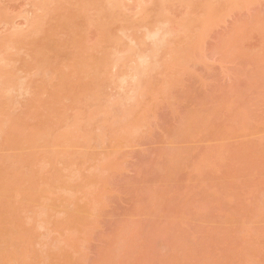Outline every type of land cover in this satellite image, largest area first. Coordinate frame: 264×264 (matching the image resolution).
<instances>
[{
	"label": "rangeland",
	"instance_id": "1",
	"mask_svg": "<svg viewBox=\"0 0 264 264\" xmlns=\"http://www.w3.org/2000/svg\"><path fill=\"white\" fill-rule=\"evenodd\" d=\"M37 1L39 0H0V38L5 39L1 40L0 45L3 43L2 47H4V44L8 45L12 42L7 48L4 47L6 50L0 46V54L5 51L4 57L0 55V68L3 64L7 67H2L0 74H5L8 69L14 72L15 76L14 82L13 80L5 81L6 76L12 74L7 72L6 76L3 74L4 77H1L2 81L0 80L6 84H0L2 85L0 99H3L0 103L6 102L0 109L1 112L7 109L6 114L0 112L2 118L0 119L2 121L0 135L6 134L1 133L4 131L2 128L5 125L8 128L10 123L7 121L9 118L12 120V126L0 142L3 143L0 145V153H5V150L7 153L9 147L13 148L9 146L6 149L11 140L19 144L14 147L18 146L17 149L20 148V150L24 148L19 146L25 143L26 146L29 144L33 148L32 145L35 143L39 142L36 146H40L42 142L44 144V139L48 142L45 143L47 146L42 144L43 150L39 151L35 150L38 147L34 145L36 148L31 149V152L36 151L37 155L33 159L32 156L25 157L27 155L24 152L25 155L20 156L25 157L23 164L19 162L18 167L16 162L13 168L16 172L9 170L10 167L6 165L7 162L10 164L12 162L10 160L16 158H11L16 156L14 153L16 148L9 156L10 158L6 157L9 161L4 158L5 156H0V160L3 158L6 160L5 165L4 161L2 163L4 167H8L7 174L2 176L12 179L15 177V180L20 181V185L25 182V185L20 186L12 180L14 184H17L15 188L17 191L10 190L12 182L8 185L9 187L11 184L7 193H14L11 202L8 200L9 203L3 207L5 214L0 217V224L2 220H6L3 225H0V247L3 249L0 250L5 252L11 248V251L0 256V264H10L9 261L13 262V260V264H264V0H216V2L206 0L210 1L209 3L205 0H197L201 4L196 3L195 0L193 3L191 0L193 4L191 11L188 8L191 4L186 3L188 6L185 5V7L183 0H168V2L167 0H149L151 2L144 0L141 2L143 11H141V5H136L140 4L139 0H109L107 2L95 0L96 2H92L93 5L99 3L102 9V3L106 7L103 8L105 12L103 9L99 12L101 9L98 4L96 6L100 9H98L99 13L88 6L87 9H90L92 14L85 8L86 13L83 12L85 16L81 14V9V13L76 12L79 11V6L83 5L81 2L87 0H66L68 2H64L65 4L60 0L59 2L58 0H41L43 4ZM78 1V5L74 4ZM34 4L38 7L42 5L39 8L42 10L36 8ZM61 4H63L62 7ZM70 4L74 6H69ZM58 5H60L59 8ZM209 5H212V10ZM204 7L208 10H204ZM137 8L140 9L137 11ZM76 9L78 11H75ZM72 12L79 14L72 16L75 19L80 15L84 16V18L76 19L79 21L76 25L80 24L83 28L78 25L77 28L74 25L77 30L73 31L74 28L70 30L72 27L68 28V24L63 23L69 20L66 17H70L68 14ZM103 13L104 16L108 14L106 18ZM34 14L38 19L42 18L39 21L42 20L43 26L36 23L38 20L35 19ZM98 14H101L98 19L103 22L97 19V26L94 18L96 20V17H99ZM159 14H161L160 18ZM210 15L214 16H211V20H209ZM85 18L89 19L86 21ZM203 18H207L208 22L205 19L203 21ZM31 19L35 21L41 32L49 33L48 36L45 35L46 32L42 34L48 38L39 37L41 32L34 29L36 26H33L35 24ZM188 19L190 22L187 21ZM160 21H168V24L171 22L172 30L170 28L169 30L173 35L166 43L167 47L164 45L166 47L164 50V47H159L164 56L159 49L156 50L157 47H151V50L158 51L159 53H156L159 55L156 54L154 57L155 53L151 52L152 54L149 53V55L153 56V59L148 56L151 59L149 60L147 55L150 49L146 47L153 45L144 40L143 30L152 24L155 27L158 22L161 23ZM183 21L189 23L183 26L184 29ZM29 22L33 25L30 26ZM99 22L102 24L100 25ZM176 23L181 25H175ZM64 24L69 31H73L72 34L65 29ZM73 24L75 22L72 24L69 22L70 26ZM197 24L200 26L199 29ZM25 25L28 26L25 27ZM152 26L148 29H152ZM177 26L181 27L179 28L181 32L177 28L174 30ZM79 27L83 31H78ZM109 27H112L111 35L118 36L109 38L108 34L111 33L108 32ZM50 28H55L56 32L53 30L50 34L51 30L48 31ZM185 28L188 31L184 33ZM31 29H34L37 34L32 32V35L22 37L23 40L13 44L20 36L18 32H23L26 36L30 34ZM65 30L72 36L74 32H80L81 37L78 36V39L75 38L76 40L72 41L71 35L67 36ZM14 32L17 34L15 37H13ZM126 34L129 37L132 35L131 38L128 37L130 41ZM106 37L109 41L113 40L119 44L124 40L125 44H121L120 47L118 44L116 50L113 48L112 51L110 47H104L111 45V41L106 45V41L109 42ZM13 38L14 40L10 41ZM67 39L68 42H63ZM131 39H137L131 43L132 46L134 44V47L131 46L132 50L129 46L125 47L126 43L129 45L133 41ZM78 40L81 43L77 44ZM46 42L53 44L50 51L48 48L51 45H47ZM56 42L61 45L57 46ZM74 42L75 44H70ZM65 44H70L71 48L68 45L67 52L62 51L66 53L63 55L60 51ZM138 47L142 49L140 53ZM171 47H175L173 50H176V54L172 52L174 56L170 53ZM128 48L130 52H133L131 54L125 50L131 55L128 54L131 62L127 59V55L124 58L118 53ZM106 49L108 53H113L108 54ZM103 52L110 57L106 64L105 61L102 63L103 59H99L102 55L98 57ZM40 54L42 56L44 54L45 65L47 62L45 58L48 61L51 60L46 67L42 64L43 60L41 62L43 58ZM139 54L140 58L146 57L147 65H153L152 68L155 64L154 58L164 59H155L159 61L156 62L159 65L155 64L156 70L154 67L151 71L150 65V70L147 66L146 70H143L140 65L141 60L138 58L140 61L136 60ZM168 54L171 56L168 57ZM37 56H40V59ZM119 56L121 60L118 59ZM89 57L91 60H88ZM85 58L88 59L85 60ZM87 60L90 62L88 66H81L87 63ZM113 60L117 61L115 68H112ZM72 61L76 64L80 62L74 66L78 68L73 70L71 65L74 62ZM98 62L102 63L100 66H108L105 67L107 72H101L104 66L99 67ZM135 64L140 65L141 70ZM52 65L60 71L53 72ZM63 65L65 68L66 66L70 68L64 69ZM48 67L51 71L47 69ZM82 67L83 70H80ZM96 67L100 68L98 70L102 74L99 75L98 71H95ZM38 69L42 70L41 75ZM46 69L48 75L45 73L43 77ZM74 71L78 72V75L76 73L74 76ZM94 71L96 73H92ZM135 71H139L138 75L141 79L138 77L137 80L133 77L134 75L131 76L135 74ZM66 74L68 77L65 81L63 79ZM97 74L100 81L101 78L104 81L101 87L97 85L99 77H97L98 80L93 78ZM60 75L63 77L59 78ZM105 75L108 81L107 77L105 80ZM91 76L96 79L92 81H98L97 84L90 80ZM7 77L11 79L13 75L10 76L11 78ZM131 79L137 81L134 80V83ZM92 83L96 84L100 90L95 86L96 92L92 93L90 90L94 85ZM138 85L142 87L139 89ZM90 86L92 88L87 89ZM134 86H137V89ZM6 88L10 89L9 95H6L7 98L5 97V90L8 91ZM142 90L143 93L139 94ZM89 92L92 93L91 99L88 97ZM97 92L101 96L103 94L102 101L98 99L100 103L96 99L100 97V95L96 96ZM93 97L96 102L92 100ZM87 98L98 104L94 105V102H90ZM115 103L121 105H118L120 109ZM92 105L98 107L94 108ZM105 106L106 108L115 106L118 112L114 108L115 112H112V109L111 111L107 109L106 112L118 114V117L121 114V118L111 114L108 117L109 115H105L103 111V117L101 113H96L100 110L105 111ZM87 109L89 112L91 109V114ZM93 110L95 113H92ZM123 110L128 113H124ZM86 112L87 114L84 115ZM81 113L85 118H91L94 114V118L88 119L86 124L82 123L83 118L78 119ZM95 114L99 115L95 116ZM2 115H6L7 118ZM124 115H128L124 118L130 117L131 121L124 122L125 120H122ZM113 117L117 119L114 120ZM71 118H75V121L79 120V122L76 121L77 125H80L79 128L75 126L76 122ZM92 119L94 122L91 121ZM89 120L92 124L88 126ZM4 122L8 125L6 123L4 125ZM70 122L74 125L75 131L78 128V133L74 132L77 134H73L72 127L68 128L67 125L72 126ZM80 123L85 124V129ZM111 127H114L113 131ZM89 131L91 134H86ZM114 131L116 134L113 133ZM8 135L14 136H11L13 139ZM26 137L31 138L32 141L28 142ZM8 138L11 140L4 145L3 141ZM35 139L39 140L35 142ZM85 140L87 141L84 143ZM75 141L81 142L76 144ZM53 144L57 146L54 145L52 148ZM26 150L28 148L23 151ZM25 159L31 161L26 162ZM48 162H50L49 165ZM2 164L0 161L1 169ZM13 164L12 162L11 166ZM8 171L13 173V177ZM32 175L33 177L30 178ZM33 182H35L34 185H32ZM45 205H50L51 209L47 206L50 210L48 208L44 210ZM37 210L39 213H36ZM43 211L49 213L50 220L46 218L48 215H40ZM62 213L64 215H61ZM0 216H2L1 213ZM29 216H33L32 220ZM63 217H67L65 222ZM44 219L47 220L46 223L43 222ZM22 235L25 237L19 238ZM16 239L19 245L14 241ZM14 244L18 247L17 253H15L16 247H12ZM46 244L49 247H45ZM3 247L8 248L4 250ZM45 251L47 252L42 255ZM6 254L9 260L5 258Z\"/></svg>",
	"mask_w": 264,
	"mask_h": 264
},
{
	"label": "bare ground",
	"instance_id": "2",
	"mask_svg": "<svg viewBox=\"0 0 264 264\" xmlns=\"http://www.w3.org/2000/svg\"><path fill=\"white\" fill-rule=\"evenodd\" d=\"M40 1H41V0H39V1H37V2H39V4H40V3L43 4V2H40ZM60 1H61L63 4H65L64 2H66V0H65V1H64V0H63V1L60 0ZM68 1H69V0H68ZM68 1H67V2H68ZM72 1H73V0H72ZM103 1H104V0H103ZM103 1H102V0H98V2H103ZM107 1H109V0H106V2H107ZM110 1H113V0H110ZM118 1H119V0H118ZM136 1H137V0H136ZM136 1H135V2H136ZM148 1H149V0H148ZM158 1H161V0H158ZM172 1H174V0H172ZM189 1H190V3H189ZM195 1H197V0H195ZM195 1L193 0V3H195ZM199 1H200V0H199ZM205 1H206V0H205ZM205 1L203 2L204 5H205ZM213 1H214V0H213ZM37 2H36V3H37ZM58 2H59V0H58ZM61 2H60V3H61ZM67 2H66V3H67ZM84 2H86V3L88 2V4L86 5V3H84ZM84 2H81L83 5H80V6H79V9H78L79 11H78L77 9L75 10V11H78V12H76V13H79V12L81 13V11H82L81 14H83V12L85 11V8H86L87 11H89V13L92 12V11H90V9H91V10H92V9H93V10H97L96 13L98 12V9L100 8V4L97 3V4H94V5H93V3L96 2L95 0H94V1H90V2L87 0V1H84ZM92 2H93V3H92ZM141 2H144V0H143V1L139 0V3H140V4H136V5H141V4H143V3H141ZM146 2H147V0H146ZM146 2H145V3H146ZM149 2H151V1H149ZM155 2H156V1H155ZM166 2H168V0H167ZM178 2H179V1H178ZM180 2H181V1H180ZM206 2H207V1H206ZM209 2H210V1H209ZM209 2H207V3H209ZM215 2H216V0H215ZM60 3H58V4H60ZM71 3H72V2H71ZM81 3H80V4H81ZM91 3H92V4H91ZM117 3H118V2H117ZM172 3H173V2H172ZM175 3H176V2H175ZM182 3H183V4L185 3V4H184V6H185V5H187L186 3H188V5L191 4L192 1H191V0H183ZM196 3H200V2L197 1ZM211 3H212V2H211ZM213 3H214V2H213ZM37 4H38V3H37ZM45 4H46V1H45ZM63 4H61V7H62ZM72 4H73V3H72ZM72 4H70L69 6H71ZM74 4L78 5V4H79V1H78L77 3H74ZM84 4H85L87 7H86ZM89 4H91V5H89ZM98 4H99V5H98ZM106 4H107V3H106ZM108 4H109V3H108ZM178 4H179V3H178ZM183 4H181V5H183ZM200 4H201V3H200ZM203 4H202V5H203ZM231 4H232V3H231ZM231 4H230V5H231ZM34 5H35V4H34ZM34 5H33V6H34ZM76 5H75V6H76ZM92 5H93V7H92ZM96 5H98L99 8H97ZM104 5H105V4H104ZM118 5H120V4L118 3ZM123 5H124V4H123ZM188 5H187V6H188ZM192 5H193V4H191V6H188L189 10H190V8L192 7ZM195 5L198 7L197 4H195ZM195 5H194V8H195ZM212 5H213V4H212ZM212 5H211V6H212ZM35 6H36V8L38 7V5H35ZM41 6H42V5H41ZM41 6H39L38 9L41 8ZM45 6H46V5H45ZM59 6H60V5H58L57 7L59 8ZM72 6H74V5H72ZM82 6H83V7H82ZM88 6L90 7V9H87V8H89ZM101 6H102V9H103V8H106V7H104V6L102 5V3H101ZM105 6H106V5H105ZM111 6H112V4H111ZM153 6H154V5H153ZM206 6H208V4H206ZM209 6H210V5H209ZM211 6L209 7L210 9H211ZM231 6H233V5H231ZM231 6H230V7H231ZM139 7H140V6H139ZM142 7H143V5H141V11H143V10H142ZM185 7H186V6H185ZM230 7H229V8H230ZM42 8H43V7H42ZM69 8H71V7H69ZM82 8H84V9L82 10ZM96 8H97V9H96ZM110 8H111V7H110ZM114 8H115V6H114ZM114 8H112V10H113ZM116 8H118V7L116 6ZM119 8H120V7H119ZM119 8H118V9H119ZM157 8H158V7H157ZM192 8H193V7H192ZM200 8H202V7H200ZM80 9H81V11H80ZM100 9H101V8H100ZM100 9H99V10H100ZM102 9H101L99 12H101ZM122 9H124V8L122 7ZM138 9H140V8H137V11H138ZM203 9L206 10L207 7H206V9H205V7H204ZM39 10H42V9H39ZM107 10H108V9H107ZM109 10H110V9H109ZM154 10H155V9H154ZM193 10H194V9H192V11H193ZM204 10H203V11H204ZM207 10H208V9H207ZM211 10H212V9H211ZM211 10H210V11H211ZM46 11H47V13H48V10H46ZM49 11H50V10H49ZM114 11H115V10H114ZM116 11H117V10H116ZM116 11H115V12H116ZM161 11H163V9H162ZM161 11H160V12H161ZM190 11H191V10H190ZM195 11H196V10H195ZM210 11H209L208 13H210ZM213 11H214V10H213ZM213 11H212V13H213ZM99 12H98V13H99ZM103 12H105L104 9H103ZM139 12H140V11H139ZM146 12H147V11H146ZM204 12H205V11H204ZM206 12H207V11H206ZM42 13H43V12H42ZM85 13H86V11H85ZM85 13H84V14H85ZM94 13H95V11H94ZM120 13H121V12H120ZM120 13H119V14H120ZM43 14H44V13H43ZM43 14H42V15H43ZM71 14H72V15H71ZM84 14H83V15H84ZM90 14H92V13H90ZM106 14H107V13H106ZM137 14H138V12H137ZM142 14H143V13H142ZM68 15H70V17H72V16H76L77 14H75L74 12H72V13H70V14H68ZM78 15H79V14H78ZM78 15H77V16H78ZM96 15H97V14H96ZM96 15H95V16H96ZM98 15H99V14H98ZM100 15H101V14H100ZM100 15H99V17H96V20H95V18H94V22L96 21V24H97V22H98L97 19L100 18ZM107 15H108V14H107ZM107 15H105V16H107ZM111 15H112V14H111ZM160 15H161V14H159V18H160ZM162 15H163V14H162ZM206 15H208V14L206 13ZM34 16L36 17L37 15L34 14ZM84 16H85V15H84ZM84 16L80 15L79 18L77 17L76 19H80V17L84 18ZM103 16H104V13H103ZM105 16H104V18H106ZM156 16H157V15H156ZM163 16H164V15H163ZM166 16H167V15H166ZM201 16H203V15H201ZM204 16H205V13H204ZM208 16H209V15H208ZM211 16L214 17L213 15H210V19H209V20H211V18H212ZM32 17H33V16H32ZM70 17L67 16L66 18H69V20L74 21L75 24H73V25L70 26V25H69V22H70L71 24L74 23V22L69 21L68 19H67V21H65V22H63V23L68 24V28H71V27H72L70 30H72V29L74 28L73 31H74V30L76 31V30H77L76 27H77V28H78V26L81 27V25H80V24H77V25H78V26H77V25H76V22L79 23V21H77L74 17H72V18H70ZM86 17H88V16H86ZM89 17H90V16H89ZM91 17H92V16H91ZM93 17H94V16H93ZM114 17L116 18L115 15H114ZM121 17H122V16H121ZM139 17H140V16H139ZM3 18H4V17H3ZM64 18H65V17H64ZM73 18H74V19H73ZM108 18H109V17H108ZM159 18H157V19H159ZM167 18H168V17H167ZM33 19H34V18H33ZM35 19L38 20V21L36 22L37 24H38V23H39V24H42V22H41L42 20L39 21V19H42V18H39V19H38V18L36 17ZM35 19H34V20H35ZM44 19H45V17H44ZM87 19H89V18H85L86 21H87ZM92 19H93V18H92ZM110 19H111V18H110ZM165 19H166V18H165ZM171 19H172V18H171ZM204 19H205V21L208 22V20H206L207 18H203V21H204ZM25 20H26V19H25ZM31 20H32V19H31ZM61 20L63 21L64 19H61ZM75 20H76V21H75ZM98 20H99V19H98ZM100 20H101V19H100ZM100 20H99V21H100ZM147 20H148V19H147ZM166 20H167V19H166ZM172 20H173V19H172ZM191 20H193V19H191ZM198 20L200 21V19H198ZM201 20H202V18H201ZM35 21H36V20H35ZM35 21L33 22V20H32V23L35 24V25L31 24V22H29V23L31 24V25H30V24H29V25H30V26H32V25H33V26H36L35 28H34V27H31V28H34L36 31L38 30L39 32H41V29L39 30V28H37L38 25L35 23ZM105 21H106V20H105ZM113 21H114V20H113ZM125 21H126V20H125ZM128 21H129V20H128ZM141 21H142V20H141ZM145 21H146V20H145ZM156 21H157V20H156ZM156 21H155V22H156ZM158 21H159V20H158ZM187 21H189V19H188ZM203 21H202V22H203ZM67 22H68V23H67ZM100 22H103V21H100ZM100 22H99V23H100ZM109 22L111 23L112 21H109ZM143 22H144V21H143ZM160 22H162V21H160ZM163 22H164V21H163ZM167 22H168V21H167ZM189 22H190V21H189ZM193 22H194V21H193ZM202 22H201V23H202ZM207 22H206V23H207ZM129 23H131V22H129ZM150 23H151V22H150ZM158 23H159V22H158ZM173 23H174V22H173ZM173 23H172V24H173ZM187 23H188V22H187ZM187 23H186V21H183V22H182V24H183V25H182V28H183V29H184V27H185L184 25H186ZM199 23H200V22H199ZM204 23H205V22H204ZM206 23H205V24H206ZM43 24H44V23H43ZM43 24L40 25V26H43ZM96 24H95V25H96ZM101 24H102V23H100V25H101ZM105 24H106V23H105ZM107 24H108V23H107ZM188 24H189V23H188ZM210 24H211V23H210ZM64 25H65V24H64ZM74 25H75L76 27H75ZM90 25H91V24H90ZM108 25H109V24H108ZM111 25H112V24H111ZM113 25H114V24H113ZM122 25H124V24H122ZM122 25H121L120 27H122ZM152 25H153V24H152ZM152 25H149V27H151ZM155 25H156V24H155ZM169 25H171V22H169ZM175 25H179V23H176ZM180 25H181V23H180ZM180 25H179V26H180ZM26 26H28V25H25V27H26ZM40 26H39V27H40ZM69 26H70V27H69ZM97 26H98V24H97ZM109 26H110V25H109ZM179 26L175 27L174 30H176V28H177L178 31H179V28L181 29V27H179ZM183 26H184V27H183ZM187 26H188V25H187ZM65 27H66V25H65ZM80 27H79V28H80ZM100 27H101V26H100ZM100 27H99V28H100ZM144 27H145V26H144ZM149 27H148V28H149ZM153 27H154V25L152 26V28H153ZM172 27H173V25H172ZM195 27H196V26H195ZM199 27H200V26H198V24H197V28H198V29H199ZM27 28H28V27H27ZM36 28H37V29H36ZM40 28H42V27H40ZM68 28L66 27L65 29H66L69 33L73 32V31H69ZM81 28H83V27H81ZM81 28L78 29V31L81 30ZM106 28H107V27H106ZM110 28H112V27H109V31H108V32H111ZM124 28H125V27H124ZM25 29H26V28H25ZM25 29H24V30H25ZM34 29H33V30H32V29L29 30V31H30V34L28 33V34H26V36L23 34V32H22V33L18 32V34H19L20 36H18V37L16 38L17 40L14 41V42H16V43H13V44H17V43H19V42L21 41V39L23 40V38H24V37L26 38L27 35H32L31 33L34 32ZM100 29H101V28H100ZM104 29H105V28H104ZM127 29H128V28H127ZM134 29H135V27H134ZM170 29H171V28H170ZM191 29H192V28H191ZM42 30H43V29H42ZM50 30H51V32H50V34H51L53 30L55 31V28H52V29L50 28V29H48V31H50ZM66 30H65V32L67 33ZM105 30H106V29H105ZM119 30H121V28H120ZM138 30H139V29H138ZM138 30H137V31H138ZM171 30H172V29H171ZM171 30H170V31H171ZM26 31L28 32V30H26ZM36 31H35L34 33H36ZM81 31H83V29H82ZM101 31H102V30H101ZM124 31H125V30H124ZM185 31H188V30H186V28H185L184 33H185ZM189 31H190V30H189ZM196 31H197V30H196ZM45 32H46V31L41 32V34L39 33V34H40L39 37H40V36H42V37H44V38L47 37L49 33L46 32L47 34H45ZM55 32H56V31H55ZM65 32H64V34H65ZM102 32H104V31H102ZM105 32H106V31H105ZM118 32H119V31H118ZM121 32H122V31H121ZM131 32H132V31H131ZM171 32H172V31H171ZM179 32H181V30H180ZM179 32H178V33H179ZM190 32H192V31H190ZM198 32H199V31H198ZM198 32H196V33H198ZM43 33H44L45 35H47V36L42 35ZM53 33H54V32H53ZM69 33H67L66 35L68 36V35H71V34H72V33H71V34H69ZM74 33H75V32H74ZM74 33H73L74 36H72V35L70 36V37H71L70 40H72V41H73L75 38H77L78 36H80V35H79L80 32H79V33H78V32L75 33L76 35H75ZM82 33H83V32H82ZM126 33H127V31H126ZM139 33H140V32H139ZM175 33L177 34V32H175ZM182 33H183V30H182ZM15 34H16V32H14L13 37H15ZM22 34H23V35H22ZM36 34H37V33H36ZM77 34H78V35H77ZM111 34H113V33L111 32V33L108 34V36H110L109 38H112L114 35H116V34H114V35L112 36ZM122 34H124V33H122ZM127 34H128V33H127ZM127 34H126V36H127ZM16 35H17V34H16ZM21 35H22V36H21ZM134 35H135V34H134ZM134 35H133V36H134ZM136 35H137V34H136ZM177 35L180 36V34H177ZM177 35H176L175 37H177ZM106 36H107V35H106ZM116 36H118V35H116ZM138 36H139V35H138ZM138 36H137V37H138ZM5 37H6V36H5ZM19 37H21V38H19ZM22 37H23V38H22ZM32 37H33V36H32ZM34 37H36V36H34ZM37 37H38V36H37ZM50 37H51V36H50ZM50 37H49V38H50ZM70 37H69V38H70ZM72 37H73V39H72ZM80 37H81V36H80ZM114 37H115V36H114ZM128 37H129V36H127V39L130 41L129 38H131L132 35H131V37H129V38H128ZM135 37H136V36H135ZM137 37H136V38H137ZM175 37H173V38H175ZM40 38H41V37H40ZM40 38H39V39H40ZM47 38H48V37H47ZM47 38H46V39H47ZM78 38H79V37H78ZM78 38H77V39H78ZM106 38L108 39V37H106ZM106 38H105V39H106ZM116 38H117V37H116ZM138 38H140V37H138ZM141 38H142V37H141ZM7 39H8V38H7ZM18 39H19V40H18ZM41 39H42V38H41ZM107 39H106V40H107ZM1 40H5V39H2V37H1V38H0V43H1ZM11 40H14V38H13V39H10V41H11ZM50 40H51V38H50ZM75 40H76V39H75ZM80 40H81V39H80ZM106 40H105V41H106ZM128 40H126V41L129 42ZM132 40H133V39H131V41H132ZM135 40H137V39H135ZM135 40H133L132 42H130L129 45H128V43H126L127 46H125V47L127 48V47L129 46V47L131 48V46H132L131 43H134ZM140 40H141V39H140ZM169 40H171V39H169ZM172 40H173V39H172ZM68 41H69V40L67 39V41L65 40V41H63V42L66 43V42H68ZM103 41H104V39H103ZM108 41H109V39H108ZM110 41H111V40H110ZM110 41H109V42L106 41V45H108V44L110 43ZM182 41H183V40H182ZM182 41H181V42H182ZM3 42L6 43L5 41H3ZM7 42H9V41H7ZM63 42H62V44H63ZM79 42H80V41L78 40L76 43L78 44ZM113 42H114V41L112 40L110 46L108 45V46H104V47H108V48L110 47L111 50L113 51V48L115 49L116 46L119 44V43H117L116 41H115L116 44H115V42H114V43H113ZM118 42H120V40H118ZM124 42H125L124 40H123V42L121 41V43L119 44L118 47H120V45L123 44ZM138 42H139V41H138ZM144 42H145V41H144ZM169 42H170V41H169ZM171 42H172V41H171ZM11 43H12V42L8 43V45H7V44H4V47L6 46V48H7V46H9ZM46 43H47V42H46ZM50 43H51V42H50ZM50 43H47V45L50 44ZM52 43H54V41H52ZM57 43H58V42L55 43L57 46H58V45H61L60 43H59V44H57ZM80 43H81V42H80ZM112 43H113V44H112ZM145 43H146V42H145ZM173 43H175V41H173ZM177 43H178V42H177ZM183 43H184V42H183ZM55 44H54V46H56ZM70 44L73 45V44H75V42H74V43H70ZM70 44H68L69 47L71 46ZM114 44H115V45H114ZM124 44H125V43H124ZM136 44H137V43H136ZM168 44H169V43H168ZM171 44H172V43H171ZM181 44H182V43H181ZM181 44H180V45H181ZM50 45H51V47L49 46V48H48L49 51H50V48H52L53 44H50ZM65 45H66V44H65ZM65 45L62 46V50L60 51L61 53H62V51H65V50H66L65 52H67V48H69L68 45H66V46H65ZM102 45H103V44H102ZM139 45H141V44H139ZM139 45H138V46H139ZM142 45H143V44H142ZM148 45H149V44H148ZM174 45H175V44H174ZM178 45H179V44H178ZM180 45H179V46H180ZM187 45L189 46V44H187ZM187 45H186V46H187ZM0 46L2 47V46H3V43H2V45H0ZM12 46H13V45H12ZM114 46H115V47H114ZM135 46H136V45H135ZM143 46H144V45H143ZM143 46H142V47H143ZM145 46H146V45H145ZM165 46L167 47V44H166ZM165 46H163L164 48H163V47H160V48H163V50H164V49L166 48ZM188 46H187V47H188ZM1 47H0V48H1ZM4 47H2V49H5V50H6V48H4ZM44 47H45V46H44ZM64 47H65V48H64ZM132 47H134V44H133ZM136 47H137V46H136ZM149 47H150V48H149ZM149 47H146V48L150 49V51L148 52L147 58H148L149 60H151V59H153V58H152L153 56H154V57L156 56V54H157L156 52H158V51L155 52L154 49H152V50H154V51L151 50V47H154V46H149ZM70 48H71V47H70ZM130 48H128V49H123L122 52H124V53H122V52H118V53L121 54V57L124 56V58H125L126 55H127V56H128L127 59H128V58H129V55H130L129 52H130V50H132V48H131V49H130ZM146 48H144V50H146ZM160 48L157 47L156 50L159 49V51H160ZM173 48H175V47H173ZM173 48L171 47L172 50H171V52H170V51H169V52L171 53V55L174 56V54H172V52L174 51ZM185 48H186V47H185ZM185 48H184V49H185ZM9 49H10V48H9ZM9 49H8V50H9ZM129 49H130V50H129ZM138 49H139V47H138ZM138 49H137V50H138ZM140 49H141V48H140ZM140 49L138 50V52L140 51ZM176 49H177V47H176ZM46 50H47V48H46ZM75 50H76V49H75ZM111 50L109 49V51H111ZM115 50H116V49H115ZM120 50H121V49H120ZM125 50H127V51H129V52L127 53ZM141 50H142V49H141ZM166 50H169V49H166ZM177 51H178V50H177ZM65 52L62 53V54H63V55H66ZM78 52H79V51H78ZM106 52L108 53V49H106ZM106 52H105V53H106ZM125 52H126L127 54H125ZM134 52H136V51L134 50ZM151 52H154L155 55L150 56L149 53H151ZM160 52H161V51H160ZM165 52H166V51H165ZM3 53H5V51H4ZM3 53H1L2 56H3ZM51 53H52V52H51ZM107 53H106V54H107ZM112 53H113V52H112ZM112 53H111V54H112ZM130 53L132 54L133 52H130ZM139 53H140V52H139ZM143 53H144V52L142 51L141 54L143 55ZM145 53H146V52H145ZM154 53H153V54H154ZM158 53H159V52H158ZM161 53L163 54V52H161ZM170 53H169V54H170ZM174 53L176 54V50L174 51ZM1 54H0V55H1ZM58 54L60 55V53H58ZM108 54H110V53H108ZM111 54H110V55H111ZM114 54H116V53H114ZM123 54H125V55H123ZM128 54H129V55H128ZM135 54H137V52H136ZM146 54H147V53H146ZM151 54H152V53H151ZM162 54H161V55H162ZM169 54H168V57L171 56V55L169 56ZM6 55H7V51H6ZM63 55H62V57H63ZM67 55H68V53H67ZM101 55H102V57H101ZM103 55H104V56H103ZM118 55H119V54H118ZM157 55H159V54H157ZM161 55H160V56H161ZM165 55H166V53H165ZM2 56H1V57H2ZM40 56H42V55L40 54ZM40 56H37V58H39ZM113 56H114V55H113ZM130 56H131V55H130ZM134 56H135V55H134ZM140 56H141L140 54L137 55V57H136L137 62H139V61L141 60V58H144L143 56L140 58ZM148 56H149L151 59H150ZM162 56H164V54H163ZM3 57H4V56H3ZM49 57H50V56H49ZM49 57H48V58H49ZM98 57H101V58H99V59H103V60H101V61H102V63H104L103 61H105V64H106L107 62H109V60H110V59H108V58H110V57H109V56H106V55L104 54V52H103L102 54H100ZM104 57H105V58H104ZM111 57H112V56H111ZM116 57H117V56H116ZM121 57L119 56L118 59L121 60V59H122ZM37 58H36L35 60L38 62ZM41 58H43V59H41V62H42V60H43V63H42V64L45 65V63H44V62H45V61H44V54H43V56H42ZM124 58H123V59H124ZM134 58H135V57H134ZM137 58L140 59V60H138ZM145 58H146V57H145ZM159 58L161 59L162 57L154 58L155 64H158V63H156V62L159 60ZM184 58H185V57H184ZM5 59H6V58H5ZM39 59H40V58H39ZM45 59H46V61H47V62H46V65H47V64L49 65V63H51V62H49V61H51V60L48 61L47 58H45ZM86 59H88V58H85V60H86ZM96 59H97V58H96ZM99 59H98V60H99ZM106 59H107V60H106ZM112 59H113V57H112ZM112 59H111V60H112ZM155 59H158V60H155ZM162 59H164V58H162ZM62 60H63V58H62ZM66 60H68V58H67ZM69 60H70V59H69ZM85 60H82V61L84 62ZM88 60H91L90 57H89ZM88 60L86 61L87 63H84V64H82L81 66H83V65H85V67L88 66V64L90 63ZM120 60H119V61H120ZM128 60H129V59H128ZM128 60H127V61H128ZM130 60H131V58H130ZM130 60H129V61H130ZM181 60H182V59H181ZM183 60H184V59H183ZM0 61H1V59H0ZM4 61H5V60H4ZM36 61H35V62H36ZM64 61H65V60H64ZM96 61H97V60H96ZM96 61L92 64L93 66H95L94 64L96 63ZM99 61H100V60H99ZM119 61H118V62H119ZM132 61H134V59H133ZM161 61H162V60H161ZM178 61H179V60H178ZM41 62H40V63H41ZM48 62H49V63H48ZM65 62H66V61H65ZM72 62H74V64L71 65V67L73 68V70L76 69V68H78V67H75V68H74V66H75L76 63H75V61H72ZM72 62H71V63H72ZM112 62H114V67H112V68H115V65H116L115 63H116L117 61H114V60H113ZM123 62L125 63V60H123ZM130 62H131V61H130ZM158 62H159V61H158ZM179 62H180V61H179ZM179 62H178V64H179ZM79 63H80V62H79ZM79 63H78V64H79ZM91 63H92V61H91ZM98 63H99V65H98V64H97V65H98L99 67H103V66H104V65L100 66V64H102L101 62H98ZM120 63H121V61H120ZM181 63H182V62H181ZM5 64H6V63H5ZM68 64H70V63H68ZM68 64H67V65H68ZM78 64H76V65H78ZM86 64H87V65H86ZM108 64H109V63H108ZM118 64H119V63H118ZM121 64L124 65L123 63H121ZM121 64H120L119 66H121ZM138 64H139V63H138ZM138 64H135L136 67L138 66V67H137L138 69L141 70V68H143V70H146V67H142V66H141V68H140V65H141V64H140V65H138ZM151 64H152V63H151ZM155 64H154V67H155V68H154V67H153V68L156 70V65H155ZM0 65H1V64H0ZM39 65H40V64H39ZM43 65H41V66L43 67ZM46 65H45V67H46ZM65 65H66V64H65ZM126 65H127V62H126ZM149 65H150V64H149ZM149 65H147L148 70H150V69L152 68V66H153V65H150V66H151V67H150ZM158 65H159V64H158ZM181 65H182V64H181ZM7 66H8V65H7ZM116 66H117V65H116ZM127 66H128V65H127ZM127 66H126V67H127ZM131 66H132V65H131ZM135 66H134V68L137 69ZM2 67H3V68H7V67H5L4 64H3ZM2 67H1V68H2ZM12 67H13V66H12ZM52 67H54V66L52 65ZM52 67L50 66L51 69H52ZM62 67H64V65H63ZM62 67H61V68H62ZM83 67H84V66H83ZM83 67H82L80 70H83ZM91 67H92V66H90L89 68L91 69ZM99 67H98V68H97V67L95 68V71H98L97 73H98L99 75L102 74L103 72H107L106 69H105L106 65L104 66V70L101 71L102 73L99 72V71H100V70H98V69H100ZM107 67H108V66H107ZM107 67H106V68H107ZM149 67H150V69H149ZM158 67H159V66H158ZM160 67H161V66H160ZM1 68H0V69H1ZM39 68H40V67H39ZM43 68H44V67H43ZM68 68H70V67H67V66H66V68L64 67V69H67V70H68ZM72 68H71V69H72ZM119 68H120V67H119ZM127 68H128V67H127ZM127 68H126V69H127ZM144 68H145V69H144ZM153 68H152V69H153ZM47 69L51 71V69H49V67H48ZM47 69H46V71L44 72V74H43L44 76H43V77H45V75L48 73ZM53 69H54V70H53ZM53 69H52L53 72H54V71H60V70H57L55 67H54ZM62 69H63V68H62ZM96 69H97V70H96ZM102 69H103V68H102ZM131 69H132V68H131ZM135 69H133V70H135ZM152 69H151V71H152ZM159 69H160V68H159ZM3 70H4V72H6L5 69H3ZM11 70H12V69H11ZM38 70H39V69H38ZM43 70H44V69H43ZM91 70H92V69H91ZM117 70H118V69H117ZM148 70H147V71H148ZM155 70H154V71H155ZM157 70H158V69H157ZM0 71H2V70H0ZM18 71H19V70H18ZM84 71H85V70H84ZM89 71H90V70H89ZM89 71H87V73H88ZM95 71L92 72V73H96ZM147 71H146V73H148ZM151 71H150V72H151ZM7 72H11V73H12V71H9L8 69H7ZM7 72H6L5 74H8ZM39 72H40L39 74L41 75L42 70H39ZM74 72H75V71H74ZM78 72H79V70H78ZM78 72H75V73H74V76H76V75H75L76 73H77V75H78ZM125 72H126V71H125ZM129 72H130V71H129ZM150 72H149V73H150ZM156 72H157V71H156ZM45 73H46V74H45ZM51 73H52V72H51ZM89 73H90V72H89ZM111 73H112V72H111ZM123 73H124V72H123ZM131 73H133V72L131 71ZM138 73H139V71H137V72L135 71V74H131V76L134 75L133 77L137 79V78L139 77ZM153 73H155V72H153ZM3 74H4V73H2V75H3ZM5 74H4V75H5ZM36 74H38V72H37ZM72 74H73V72H72ZM98 74L95 75L96 77H93V78H96V79L98 80V78H97V77H99ZM2 75L0 74V80H1V81H2L1 77H2V78L4 77V75H3V76H2ZM12 75H13V77H12L13 79L10 77V76H12ZM40 75H38V76H40ZM47 75H48V74H47ZM69 75L71 76V74H69ZM106 75H107V74H106ZM106 75H105V80H106V77H107ZM141 75H142V74H141ZM141 75H140V76H141ZM5 76H6V75H5ZM7 76H9V78H11V79H8ZM7 76H6L7 79L5 78V81H7V80H11V81H9V82H12V80H13V82H14V78H15V76H14V72H13L11 75L8 74ZM70 76H69V78H70ZM74 76H72V78H73ZM86 76H88V75H86ZM125 76H126V75H125ZM143 76H145L144 73H143ZM143 76H142V77H143ZM149 76H150V74H149ZM60 77H63V75H60L59 78H60ZM67 77H68V76H67V74H66V77H65V79H63V80L66 81V78H67ZM101 77H102V75H101ZM147 77H148V75H147ZM41 78H42V77H41ZM46 78H47V76H46ZM46 78H44V79H46ZM91 78H92V76H91ZM93 78L90 79V80H91V81H92V80L95 81L96 79H93ZM139 78H140V77H139ZM139 78H138V79H139ZM144 78H146V77H144ZM48 79H49V78H48ZM48 79H47V80H48ZM78 79H79V80H82L81 78H78ZM103 79H104V78H103ZM113 79H114V78H113ZM138 79H137V80H138ZM140 79H141V78H140ZM3 80H4V79H3ZM15 80H16V79H15ZM18 80H19V79H18ZM68 80H69V79H68ZM74 80H75V78H74ZM121 80H122V79H120V81H121ZM126 80H127V79H126ZM134 80H135V79H131V81H133V82H134ZM137 80H135V81H137ZM23 81H24V80H23ZM43 81H44V80H43ZM45 81H46V80H45ZM61 81H62V80H60L61 87H63L64 85L62 86L63 83H62ZM72 81H73V80H72ZM76 81H78V80L76 79ZM76 81H75V82H76ZM94 81H92V82H94ZM98 81H99V84H97ZM98 81H97V82H94V83H96L98 86L101 87V85H102L101 83H103L104 81H103L102 78H101V81H102V82H101V81H100V77H99V80H98ZM107 81H108V77H107ZM120 81H119V82H120ZM140 81H141V80H140ZM140 81H139V83H140ZM142 81H143V80H142ZM142 81H141V82H142ZM78 82H79V81H78ZM82 82H83V81H81V83H82ZM105 82H106V81H105ZM1 83H2V82H0V84H1ZM19 83H21V82H19ZM94 83H92V84H94ZM134 83H135V82H134ZM2 84H3V85H6L5 82H3ZM17 84H18V83H17ZM23 84H24V83H23ZM25 84H26V83H25ZM64 84H65V83H64ZM92 84H91V86H92ZM96 84H94V85L92 86L93 88L90 86V87L87 88V89L92 88V89H90V90H92V93H95L96 91H95L94 88H95V86L97 87ZM9 85H10V84H9ZM15 85H16V84H15ZM118 85H119V84H118ZM141 85H142V84H141ZM1 86H2V85H0V87H1ZM28 86H29V85H28ZM138 86H140V85H138ZM142 86H143V85H142ZM142 86H140L139 89H140ZM9 87H11V85H10ZM14 87H15V86H14ZM14 87H13V89H14ZM24 87H25V86H24ZM24 87H23V88H24ZM123 87H124V86H123ZM134 87H135V86H134ZM136 87H137V86H136ZM136 87H135V89H137ZM20 88H21V87H19V89H20ZM97 88H98V87H97ZM6 89H7V88H6ZM11 89H12V88H11ZM13 89H12V90H13ZM98 89H99V88H98ZM98 89H96V90H98ZM133 89H134V88H133ZM139 89H138V90H139ZM142 89H145V88H142ZM2 90H3V89H2ZM7 90H8V89H7ZM9 90H10V89H9ZM9 90H8L7 92H6V90H5V93H6V94H5V97H6V95H9V92H10ZM25 90H26V88H25ZM99 90H100V89H99ZM22 91H23V90H22ZM87 91H88V90H87ZM93 91H95V92H93ZM132 91H133V90H132ZM67 92H68V91H67ZM98 92H99V91H98ZM98 92H97V95L94 94L93 96L95 97V95H96V96L98 97V95H100V94H98ZM139 92H140V91H139ZM144 92H145V90H144ZM86 93H87V92H86ZM92 93L89 92V96L87 95L90 99H91L90 95L92 96ZM132 93H133V92H132ZM142 93H143V90H142V92L139 93V94H142ZM57 94H58V93H57ZM137 94H138V93H137ZM134 95H135V94H134ZM0 96H2L1 93H0ZM3 96H4V95H3ZM87 96H86V97H87ZM138 96H139V95H138ZM55 97H56V96H55ZM58 97H59V96H58ZM94 97H93L92 100H94ZM132 97H133V96H132ZM0 98H1V97H0ZM2 98H4V97H2ZM6 98H7V97H6ZM53 98H54V97H53ZM89 98H87V99L89 100ZM95 98H96V97H95ZM99 98H100V99H99ZM101 98H103V94H102V96L100 95V97L96 98V99H97V102H98V99H99L100 101H102ZM118 98H119V97H118ZM122 98H123V96H122ZM130 98H131V97H130ZM139 98H140V96H139ZM96 99L94 100L95 102H96ZM120 99H121V98H120ZM123 99H124V98H123ZM132 99H133V98H132ZM2 100H3V99H0V101H2ZM50 100H51V99H50ZM92 100H91V101L89 100V101L93 103L94 101H92ZM103 100H104V99H103ZM108 100H110V99H108ZM112 100H113V98H112ZM55 101H56V100H55ZM114 101H116V100H114ZM121 101H122V100H121ZM126 101H127V100H126ZM133 101H135V100H133ZM138 101H139V100H138ZM4 102H5V101H3L2 103H0V105H1L0 108H2V107L4 106V105H2V104H4ZM51 102H52V101H51ZM95 102H94V105L100 103V102H98V103H95ZM130 102H131V101H130ZM130 102H128V103L130 104ZM136 102H137V99H136ZM5 103H6V102H5ZM92 103H91V104H92ZM107 103H108V102H107ZM116 103H117V102H116ZM116 103H115V104H116ZM119 103L122 105V104L124 103V101H123V103H121V102H119ZM119 103L116 104V105H117V108L120 109V106H121V105H120ZM134 103H135V102H134ZM86 104H87V103H86ZM86 104H84V105H86ZM102 104H103V103H101V105H102ZM104 104H106V103H104ZM111 104H112V103H111ZM107 105H108V104H107ZM113 105H114V104H113ZM118 105H120V106H118ZM126 105H127V104H126ZM130 105H131V104H130ZM130 105H129V106H130ZM129 106H128V108H129ZM92 107L97 108L98 106H93V105H92ZM106 107H107V106L104 107V108H105V111H104V110H100L101 112H100V111L97 112L96 109H95V111H96V113H99V114H100V113L102 114V113L104 112L105 115H107V114L109 115L108 117H110V114H111V116H116V115H117V117H118V114L114 115L115 113H114V114L112 113V112L114 111L113 108H114L115 106H113V107L111 106L112 108H106ZM108 107H110V105H109ZM134 107H135V105H134ZM104 108H99V109H104ZM115 108H116V107H115ZM115 108H114V109H115ZM117 108H116V109H117ZM121 108H122V107H121ZM123 108H124V107H123ZM125 108H126V107H125ZM131 108H133V106H132ZM92 109H93V108H92ZM99 109H97V110H99ZM107 109H108V111H111V109H112V112H111V113H110V112L108 113V111L106 112ZM116 109H115V111H116ZM121 110H122V109H121ZM130 110H131V109H129V111H130ZM132 110H133V109H132ZM1 111H2V110L0 109V112H1ZM5 111H7V109H6ZM5 111H4V112H1V113H2V114H6L7 112H5ZM87 111H88V109H87ZM102 111H103V112H102ZM115 111H114V112H115ZM123 111H124V110H123ZM90 112H91V109H90ZM90 112L88 111V113H90ZM116 112H118V110H117ZM125 112L128 113V111H124V113H125ZM131 112H132V111H131ZM1 113H0V116H1ZM92 113H95L94 110H93ZM85 114H87V112L84 113V115H85ZM90 114H91V113H90ZM99 114H97V115H99ZM130 114H131V113H130ZM79 115H80V114H79ZM81 115H82V113H81ZM81 115L79 116L78 119L81 120V119L83 118V119H82V120H83L82 123L85 122V124H86V122H87L88 119H91V118L94 116V114H93V115L91 116V118H90V117H86V118H85V116L83 117V115H82V116H81ZM97 115L95 114V116H97ZM103 115H104V114H102V117H103ZM119 115L121 116V114H119ZM122 115H123V114H122ZM3 116H4V118H7L6 115H2V117H3ZM88 116H89V115H88ZM120 116H119V117H120ZM130 116H131V115H130ZM77 117H78V116H76V118H77ZM108 117H107V118H108ZM119 117H118V118H119ZM124 117H128V115H124V116L122 117V120H125L124 122H126L127 120H128V121H131V120H129L130 117H129L128 119H127V118H124ZM4 118H3V119H4ZM84 118H85V120H84ZM93 118H94V117H93ZM98 118H99V117H98ZM104 118H105V116H104ZM111 118H112V117H111ZM115 118H116V117H115ZM115 118L113 117L114 120H115ZM120 118H121V117H120ZM0 119H2V118L0 117ZM71 119H72V118H71ZM71 119H70V120H71ZM74 119H75V118H74ZM74 119H72L74 122H76V121L78 120V119H77V120L75 121ZM100 119H101V118H100ZM105 119H106V118H105ZM116 119H117V118H116ZM9 120H11V119L9 118ZM9 120H8V121L5 120V121L9 122L10 124L8 125L7 122H4V125H5V123H6V124L8 125V128L6 127V125H5V127L3 126L2 129H4V131H2L1 133L4 132V133L7 134V131H9V128L12 126V125H11V124H12V123H11L12 120H11V121H9ZM72 120H71V121H72ZM119 120H120V121H119ZM119 120H118V121L121 122V119H119ZM73 121H72V123H74ZM91 121L94 122V119H92ZM91 121H90V120L88 121V122H89V123H88V126H89L90 124H92V123H90ZM134 121H135V120H134ZM136 121H137V120H136ZM136 121H135V122H136ZM77 122H79V120H78ZM77 122H76V125H75V126H78V125H77ZM97 122H98V121H97ZM97 122H96V123H97ZM68 123H69V121H68ZM70 123H71V122H70ZM72 123H71V125H72ZM82 123H80V124H82ZM1 124H2V121H0V127H1ZM65 124H67V123H65ZM85 124H82V125H84V129H85ZM93 125H95V124H93ZM67 126H68V128L72 127V130H74V131H73V134H77V133H78L77 131H78V128H79L80 125L78 126L77 131H75V129H73V128H74V125H72V126L67 125ZM91 126H92V125H91ZM96 126H97V125H95V127H96ZM98 126H99V124H98ZM106 126H107V125H106ZM109 126H111V125H109ZM113 126H114V125H113ZM6 128H7V129H6ZM75 128H76V127H75ZM90 128H91V127H90ZM111 128H112V127H111ZM82 129H83V127H82ZM84 129H83V130H84ZM97 129H98V128H97ZM0 130H1V129H0ZM11 130H12V129H11ZM69 130H71V129H69ZM69 130H68V131H69ZM83 130H82V131H83ZM89 130H90V129H89ZM91 130H92V129H91ZM108 130H110L109 127H108ZM111 130L113 131V130H114V127H113ZM74 132H77V133H74ZM116 132H117V131H116ZM89 133H90V131H89L88 133L86 132V134H88V135H89ZM113 133H115V131H114ZM6 134H2V135H0V136H1V138H0L1 141H0V142H2V137L4 136L3 138H5ZM9 134H11V132H9ZM83 134H84V133H83ZM90 134H91V133H90ZM115 134H116V133H115ZM78 135H79V134H78ZM78 135H76V137H77ZM88 135H87V136H88ZM8 136H9L10 138L14 137V136H12V135H8ZM11 136H12V137H11ZM27 136H28V135H27ZM30 136H31V135H30ZM80 136L84 137V136L81 135V134H80ZM80 136L77 137V138H80ZM117 136H118V134H117ZM15 138H16V137H15ZM15 138H14V139H15ZM77 138H76V140H78ZM8 139H9V138H8ZM8 139H7V140H8ZM12 139H13V138H12ZM26 139H27V137H26ZM32 139L34 140V138H32ZM83 139H85V137H84ZM7 140H6V141H5V140L3 141V142H4V145L7 144L11 139H9L8 141H7ZM27 140H28V142H29V141H32L31 138H29V139H27ZM27 140H26V141H27ZM38 140H39V139H38ZM38 140L35 139V142L38 141ZM11 141H12V143H10ZM11 141L7 144L6 149H7L9 146H11V147L13 146V148H10V147H9L7 153H6V150H5V153H0V156L3 155V156H5L4 158L6 159V157H9V156L12 155L11 153H12L13 150L16 148V149L14 150V153H15L16 156H11V158H12V157H16V158H14V160H13V159L10 160V162L12 161L14 164L11 166V163H12V162H11L10 164H8V162L6 163V160L9 161V158H10V157L7 158L6 160H5L3 157H1V159H2V158H3V159L0 160V161H1V164H2L3 161H4V165H5V163H6V165L10 167L9 170H11V171H13V172H16V171H14V169H13V168H15L14 166H15L16 162H17V166H18V165H19V162H20L21 164H23V161H24V158H25V157L30 158V157L32 156L31 158L33 159V157H34L35 155H37V152H36V151H32V152H31V149L34 150L33 148L38 147V148H36L35 150H38V151H39L40 149L43 150V149H42L43 147H41V146H43L45 143H48V142H45L46 140L44 139V144H43L42 139H41L40 141L42 142L43 145L41 144V142H40V144H41L40 146H39V145L36 146V144H38L39 142H38V143H35V144L33 143V144L36 146V147H34V145H32L33 148H31V147L29 146V144H27V146H26V143H25V145L22 144V146H19V147H21V148H22V147L24 148V149H21L22 151L25 150V148H26V149L28 148V150H29V148H30L29 151L26 150V151H23V152H22V151L20 150V148L17 149L18 146H17V147H14L17 143L15 144V143H13V140H11ZM86 141H87V140H85L84 143H85ZM33 142H34V141H33ZM78 142H79V141H75L76 144H79L81 141H80L79 143H78ZM82 142H83V140H82ZM1 144H3V143H0V145H1ZM10 144H11V145H10ZM13 144H14V145H13ZM81 144H82V143H81ZM17 145H19V144H17ZM45 145H46V144H45ZM54 145L57 146L56 144H53V145H52V148H54ZM46 146H47V145H46ZM83 146H84V145H83ZM40 147H41V148H40ZM44 147H45V146H44ZM0 148H1V147H0ZM2 149H3L2 151L4 152V149H5L4 146H3ZM56 149H57V148H56ZM78 149H79V148H78ZM10 150H11V151H10ZM9 151H10V152H9ZM27 151H28V152H27ZM80 151H81V150H80ZM82 151H83V150H82ZM0 152H1V149H0ZM24 152H25V154H26L27 156H25V157L22 156L23 158H21L20 156H21L22 154L25 155ZM34 152H35L36 154H35ZM77 152H79V151H77ZM83 152H84V151H83ZM28 153H29V154H28ZM204 153H205V152H204ZM4 154H5V155H4ZM7 154H9V155H7ZM30 154H34V155H30ZM54 154H55V153H54ZM202 154H203V153H202ZM29 155H30V156H29ZM52 155H53V154H52ZM55 156H56V155H54V157H55ZM202 156H203V155H202ZM54 157H52V158L54 159ZM19 158H20L21 161H20V160L17 161V159H19ZM15 160H16V161H15ZM25 161H26V162H27V161L30 162L31 160H30V159H28V160L25 159ZM46 163H47V162H46ZM21 164H20V165H21ZM49 164H50V162H48V165H49ZM4 165L2 164V167H3L2 169H1V167H0V171H1V172H0V176L2 177V178L0 177V213H1V215H2V216H0V217H3V215L5 214V212H3V210H4L3 207H4L7 203L11 202V200L13 199L12 196H13V193H14V192L11 193V194H8V193H7V191L9 192L8 189H10L9 187L11 186V184H10V186L8 187L9 183L12 182V184H13L12 187H11V189H10L11 191H14V190H12V189H15V188L17 187V184L20 185V181L18 182L17 180H15V179H16L15 177H14V179H12V178H10V177L4 178V176H2V174H3V175L7 174V170H8V167H7V166L4 167ZM45 165H47V164H45ZM180 165H181V164H180ZM203 166H204V165H203ZM6 167H7V169H6ZM18 167H19V166H18ZM47 167H48V166H47ZM4 168H5V170H4ZM2 172H3V173H2ZM8 173H10V174H11L10 176L13 177V175H12L13 173H12V172H9V171H8ZM6 176H7V175H6ZM8 176H9V175H8ZM15 176H17V175H15ZM32 177H33V175H32L30 178H32ZM8 178H10V180H6V179H8ZM21 178H22V177H21ZM21 178H20V179H21ZM1 179H2V180H1ZM12 180H15L14 182H16L17 184H14ZM18 180H19V179H18ZM21 180H22V179H21ZM26 180H27V179H26ZM27 182H28V181H27ZM67 182H68V181H67ZM22 184L25 185V182H24V183H21V185H22ZM34 184H35V182H33L32 185H34ZM68 184H69V183H67V185H68ZM14 185H15V187H14ZM21 185H20V186H21ZM26 185H27V184H26ZM30 185H31V183H30ZM69 185H70V184H69ZM20 188H21V187H20ZM20 188H18V189H20ZM22 188H23V187H22ZM15 190L17 191V189H15ZM19 191H20V190H19ZM65 192H66V191H65ZM16 193H17V192H16ZM10 196H11V197H10ZM63 196H64V195H63ZM9 197H10V198H9ZM61 198H62V197H61ZM8 200H9V202H7ZM43 205H44V204H43ZM47 206H49L50 209H51V206H50V205H47ZM47 206H46V205L43 206L44 208L46 207L44 210H46L47 208L49 209V207H47ZM40 207H42V206H40ZM40 207H38V208H40ZM43 207H42V208H43ZM42 208H41V210H43ZM50 209H49V210H50ZM49 210H47V211H49ZM37 211H38V210H37ZM37 211H36V213H39V211H38V212H37ZM47 211H46V212H47ZM43 212H44V213H43ZM43 212H40V215H41V214H42V215L44 214V216H46V215L49 214V213H46L45 211H43ZM31 213H32V212H31ZM34 213H35V212H34ZM45 214H46V215H45ZM65 214H66V212H65ZM71 214H72V213H71ZM35 215H36V214H35ZM40 215H38V218H39ZM61 215H64V214L62 213ZM44 216H43V218H44ZM29 217H30V216H29ZM32 217H33V216H32ZM32 217H30L29 219L32 220ZM41 217H42V216H41ZM46 218H49L48 220H50L51 217L48 215V216H46ZM63 218H65V219H63ZM63 218H62V219H63V222H65V220H67V219H66L67 217H63ZM3 219H6V218H3ZM26 219H27V218H26ZM39 219H40V218H39ZM39 219H38V220H39ZM41 219H42V218H41ZM69 219H70V218H69ZM71 219H72V218H71ZM11 220H12V218H11ZM13 220H14V219H13ZM31 220H30V221H31ZM36 220H37V219H36ZM45 220H46V219L43 220L44 223L47 222V220H46V221H45ZM0 221H1V220H0ZM5 221H6V220H5ZM5 221L2 220V223H1L0 225H3V222H5ZM8 221H10V220L8 219ZM56 221H57V220H55V222H56ZM70 221H71V220H70ZM34 222H36L35 219H34ZM43 222H42V224H44ZM55 222H53V223H55ZM31 223H33V222H31ZM66 223H67V222H66ZM29 224H30V223H29ZM29 224H27V225H29ZM35 224H36V223H35ZM48 224H49V222H48ZM37 225H38V221H37ZM39 225H40V224H39ZM45 225H47V224H45ZM45 225H44V226H45ZM29 226H30V225H29ZM40 226H41V225H40ZM44 226H43V227H44ZM35 228H36V226H35ZM33 229H34V228H33ZM36 229H38V227H37ZM34 230H35V229H34ZM49 232H50V230H49ZM47 234H49V233H47ZM23 236H24V235H22V236L19 237V238L22 239ZM40 236H41V235H40ZM24 237H25V236H24ZM19 238H18V240H21V239H19ZM18 240H17V239L14 240V241H16V244H17V245H19V241H18ZM17 241H18V242H17ZM46 243H47V242H46ZM51 243H52V242H51ZM48 244H49V243H48ZM48 244H46L45 247H49V246H47ZM52 245H53V244H52ZM10 247H11V246H10ZM10 247H9V248H10ZM12 247H16L15 244H14V246H12ZM3 248H5L4 250H6V248H8V247H3ZM0 249L3 250L2 247H0ZM16 249H17V250H16L15 253H17V251H18V247H16ZM1 250H0V256H2V254H4V253H7L8 251H11V248H10L8 251H5V252H4V251H1ZM47 251H48V250H47ZM47 251H45L44 253H42V255L45 254ZM22 253H23V252H22ZM37 254H38V253H37ZM39 254H40V253H39ZM49 255H50V254H49ZM49 255H48V256H49ZM46 257H47V256H46ZM5 258L8 259V260L10 259V258H8V255H7V254L5 255ZM6 259H5V262H7ZM9 262H10V264H13V263H14V260H13V262H11V261H9ZM8 264H9V263H8Z\"/></svg>",
	"mask_w": 264,
	"mask_h": 264
},
{
	"label": "clouds",
	"instance_id": "3",
	"mask_svg": "<svg viewBox=\"0 0 264 264\" xmlns=\"http://www.w3.org/2000/svg\"><path fill=\"white\" fill-rule=\"evenodd\" d=\"M169 28L170 25L167 21L158 23L152 29L145 28L143 30V38L147 43L152 44L154 47H163L173 35ZM147 64L148 60L146 58H141V66L146 67Z\"/></svg>",
	"mask_w": 264,
	"mask_h": 264
}]
</instances>
